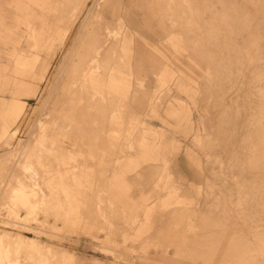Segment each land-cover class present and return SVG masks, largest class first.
Masks as SVG:
<instances>
[{"label":"rangeland","instance_id":"1","mask_svg":"<svg viewBox=\"0 0 264 264\" xmlns=\"http://www.w3.org/2000/svg\"><path fill=\"white\" fill-rule=\"evenodd\" d=\"M102 1L82 0L73 7L78 12L73 19L90 20L92 31L104 26L97 11ZM116 3L140 54L126 122L136 116L175 143L170 171L183 188H191L181 195L192 201L176 209L160 207L174 188L165 174V156L161 169L127 173L128 190L121 191V179L112 176L115 155L101 154L103 139L95 137L109 135L107 127L113 136L131 137L133 125L124 129L120 119L105 120L115 100L91 89L93 78L106 71L97 63L71 87L88 95L66 96L62 107L47 99L60 55L38 84V96L27 100L3 138L0 119V231L39 239L58 252L48 260L33 252L13 258L21 257V264H264V0ZM5 13L13 25L14 9L5 6ZM157 23L168 28L182 55L174 57L166 30ZM104 31L102 39L114 43V55L120 56L119 30ZM25 34L21 28L14 39ZM20 46L27 47L24 37ZM11 48L1 46V64H7ZM163 64L175 78L193 83L194 99L176 81L167 90L158 88ZM1 96L11 99L8 92ZM171 104L187 105L194 133L187 135L168 116ZM194 134L203 138L194 142ZM74 142L76 156L67 147ZM143 196L151 209L139 207Z\"/></svg>","mask_w":264,"mask_h":264},{"label":"crops","instance_id":"2","mask_svg":"<svg viewBox=\"0 0 264 264\" xmlns=\"http://www.w3.org/2000/svg\"><path fill=\"white\" fill-rule=\"evenodd\" d=\"M81 1L0 0V58L3 54L1 46L12 44L8 53L7 64L0 63V119L3 118L5 124L2 138L4 134H9L7 128H11L17 123L27 100L38 96V84L46 80L50 68L56 64L60 55L61 60L57 63L59 67L58 76L53 89L46 97L47 99L53 98L54 104L57 101L58 107H62L66 96L88 95L85 90L82 92L81 88L72 90L71 87L81 84L83 74L90 75L93 72V66L97 63L101 67L105 66L106 71L98 72V75L92 80L93 83H90L91 89L99 95L112 97L115 100V107L107 109L105 120L109 124L110 122L116 123L120 119L119 124L123 123L124 129H127L131 123L134 128V135L131 137L113 136L108 127L106 132L109 135L95 137L96 139H103L104 145L99 148L101 154L109 152L115 155L112 160V162L116 161L113 164L112 176L121 179L119 183L117 182L121 186V191L128 190L127 173H137L145 167L161 169L162 164L159 162L165 156V174L174 182V188L171 192H166V195L161 198L160 207L176 209L185 206L189 199L183 197L181 192L183 190L191 192V188H183L181 179L175 177L170 171L171 160L168 156L177 150L175 143L168 142L163 131L152 128L136 116H130L126 122L124 110L129 104L132 94V79L135 74L139 73L138 60L140 54L139 50L134 47L135 39L130 33L122 7H118L116 0L102 1L104 5L97 11L104 26H100L97 30L94 28L92 31L93 26L90 25V20L83 22L82 19L78 21L73 19L74 15H78L73 7L79 5ZM5 6H11L15 11L13 25L7 24ZM142 7L146 8V6ZM158 26L166 30V43L172 49L174 57L182 55L176 52L175 43L168 28L161 24ZM21 28L24 29L25 36L14 39L16 31ZM106 28L111 33L114 32L115 28L119 30L121 35L120 56L114 55L117 52L114 43L102 39V36L106 35L104 31ZM73 36L75 37L72 40ZM23 37L27 44L26 48L20 46ZM153 49L160 53L157 47H153ZM157 77L159 89L167 90L170 82L176 81L179 88L189 94L191 99H194L193 83L183 78H175L169 65L163 64L157 73ZM139 85L141 86V83ZM6 92L11 95L10 100L1 96L2 93ZM152 101L148 99L149 104ZM182 106L177 107L171 104L167 114L177 120L178 127L186 128L187 135H191L194 133L191 111L187 105L185 108ZM114 129H117V126H114ZM199 138L203 137L194 134V142ZM57 144L62 145L64 143L59 141ZM74 145L79 147L77 142L68 143L67 147L72 148L76 156ZM131 146H134V151L130 150ZM162 146L165 148L164 152L161 151ZM188 156L197 168H201L194 157V153L189 152ZM42 166L46 169L43 163ZM147 198V196L141 198V202L144 201V203L142 206L140 202L139 207L151 209L146 205Z\"/></svg>","mask_w":264,"mask_h":264},{"label":"bare ground","instance_id":"3","mask_svg":"<svg viewBox=\"0 0 264 264\" xmlns=\"http://www.w3.org/2000/svg\"><path fill=\"white\" fill-rule=\"evenodd\" d=\"M21 252H33L40 260H48L58 256V252L52 245L41 243L39 239L28 238L23 235L15 236L8 231H0V264H21V257L13 258V254L17 255Z\"/></svg>","mask_w":264,"mask_h":264}]
</instances>
